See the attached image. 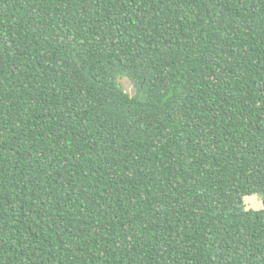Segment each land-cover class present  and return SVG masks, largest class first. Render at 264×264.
<instances>
[{
    "label": "trees",
    "instance_id": "obj_1",
    "mask_svg": "<svg viewBox=\"0 0 264 264\" xmlns=\"http://www.w3.org/2000/svg\"><path fill=\"white\" fill-rule=\"evenodd\" d=\"M0 264H264V0H0Z\"/></svg>",
    "mask_w": 264,
    "mask_h": 264
},
{
    "label": "rangeland",
    "instance_id": "obj_2",
    "mask_svg": "<svg viewBox=\"0 0 264 264\" xmlns=\"http://www.w3.org/2000/svg\"><path fill=\"white\" fill-rule=\"evenodd\" d=\"M119 82L122 84L123 89L130 95H134L135 94V88L134 85L132 83V81L127 78H120ZM246 201V205L248 209H260L263 207V200H262V196L261 195H253L250 198L245 199Z\"/></svg>",
    "mask_w": 264,
    "mask_h": 264
},
{
    "label": "crops",
    "instance_id": "obj_3",
    "mask_svg": "<svg viewBox=\"0 0 264 264\" xmlns=\"http://www.w3.org/2000/svg\"><path fill=\"white\" fill-rule=\"evenodd\" d=\"M258 209V208H257Z\"/></svg>",
    "mask_w": 264,
    "mask_h": 264
}]
</instances>
